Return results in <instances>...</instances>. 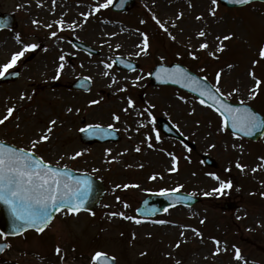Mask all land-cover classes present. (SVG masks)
<instances>
[{"label":"rangeland","instance_id":"rangeland-1","mask_svg":"<svg viewBox=\"0 0 264 264\" xmlns=\"http://www.w3.org/2000/svg\"><path fill=\"white\" fill-rule=\"evenodd\" d=\"M103 2L55 0L53 5V0H0V11L14 14L19 25L13 32H0V66L24 44L39 46L38 57L32 62L17 61L22 67L20 79L0 86V118L8 107L15 109L0 125V140L30 149L31 141L54 119L57 123L51 139L38 144L36 152L53 164L91 173L105 180L109 188L95 215L60 216L44 237L29 234L25 240H16L9 256L24 257L26 252L45 260H25L28 264H81L83 256L88 262L94 251H103L115 257L117 264H264V139L252 143L234 137L222 127L218 116L193 96L175 88H155L148 82L150 71L160 63L182 64L214 85L216 73L222 71L219 86L224 96L233 103L252 105L264 115V58L259 56L264 46V5L229 9L219 3L213 16L211 0H136L133 10L126 14L114 13L111 5L104 12H93ZM82 13L90 15L86 18ZM180 13L183 16L178 19ZM152 16L166 22L175 40ZM197 16L203 18L197 20ZM61 19L65 21L64 31L56 24ZM73 23L78 25L75 31L68 28ZM49 24L51 28L46 27ZM201 29L206 37H198ZM53 31L57 37L50 35ZM142 34H147L150 46L147 54L137 55ZM229 34L232 39L224 41V51L217 53L218 59L212 58L208 53L218 46L215 38ZM72 39L88 43L100 54L82 56L73 50ZM204 40L210 45L208 50L199 49ZM189 52H195L198 59ZM69 55L76 57L72 65ZM116 56L137 63L139 69L130 73L106 69L104 64L112 63ZM253 61L258 63L253 65ZM60 63L64 68L57 78ZM202 68L205 71L201 72ZM250 71L261 81L255 98L250 93L255 86ZM79 76L92 79L91 92L45 88L55 80L66 83ZM138 76L143 79L137 80ZM129 97L135 106L124 112ZM92 100L99 103L92 105ZM149 111L155 118L164 116L172 121L196 149L190 151L163 135L157 140ZM113 113L121 117L119 122L112 119ZM96 124L114 125L122 141L92 146L81 143L80 130ZM149 137L152 147L148 146ZM77 152L82 155L73 159ZM202 155L215 159L217 168L205 166ZM173 157L179 160L174 171ZM237 163L245 166L243 170ZM129 173L134 174L132 181L126 178ZM214 176L231 182V188L214 191L220 186ZM128 180L139 186L125 188ZM177 188L212 199V205L217 200H233L239 206L233 213L207 203L189 209L179 207L153 220L156 223L150 226L108 215L123 212L135 217L143 199ZM161 220L166 223H157ZM214 240L220 241L219 254H214ZM57 246L63 259L55 251ZM73 246L82 256L77 257ZM236 248L242 260L234 258Z\"/></svg>","mask_w":264,"mask_h":264},{"label":"snow or ice","instance_id":"snow-or-ice-1","mask_svg":"<svg viewBox=\"0 0 264 264\" xmlns=\"http://www.w3.org/2000/svg\"><path fill=\"white\" fill-rule=\"evenodd\" d=\"M232 2L238 4H248L251 0H232ZM112 4L113 0H104L103 3L97 4V6L93 9V12H99L101 9H107ZM53 5H55V0H53ZM211 5L210 15L215 16L216 9L219 6V0H211ZM81 15H84L87 18L90 14L82 13ZM182 16L183 13H180L177 18L179 19ZM202 18V16L196 17L197 20H201ZM152 19L157 25H159L160 29L167 32L171 39L175 40V36L169 32L166 22L161 21L156 16H152ZM33 23H38V21H33ZM56 24L60 31L65 30V21L63 19L57 21ZM77 26V24L73 23L68 25V28L75 31ZM175 26V24L172 25V27ZM46 27L51 28L52 25L49 24L46 25ZM50 35L52 37H57V32L53 31ZM197 35L198 37L203 38L206 37L207 33L201 29ZM142 36V43L137 45L140 49V52L136 53L137 55L140 53L147 54L150 46L147 34H142ZM19 39L20 38L17 37V40ZM215 39L219 42L218 46L214 51H209L208 54L212 58L218 59L217 53L224 51L226 47L224 41L232 39V35H224L223 37L217 36ZM38 47L39 46L34 43L24 44L19 51L12 55L11 59L7 63L0 66V77H4L8 74L9 71L15 67L17 61L23 57L27 51L35 50ZM117 47H119V45ZM209 48L210 45L206 40L202 41L199 45L200 50H208ZM188 54L193 59H198L195 52H189ZM259 56L264 58V46H261ZM59 60L63 62L65 57L61 55ZM256 63H258V61H253V65ZM104 67L106 69H111L113 64L105 63ZM229 67H231V65H229ZM63 68L64 64L60 63L57 69V78ZM128 68H133V65L129 63ZM203 71L205 70L202 68L201 72ZM103 74L105 76L109 75L108 71H105ZM149 75H152V73H149ZM155 75L157 79H164L165 82L171 80L173 83L182 84L184 88L190 89L193 93L198 92L199 96L202 97L199 101L200 104L215 108V111L222 117V127L224 129L231 126V128L237 131L250 135L252 130L264 126V121L260 120L257 114L250 108H233L231 105L224 102V93L221 92V88L219 86L222 71H218L216 73L215 85L209 84L206 76L197 77L188 72L185 68L181 67L179 64L171 69L161 67L156 71ZM249 75L252 76L255 81V86L250 89L252 98H255L258 94L261 81L256 79L254 71H250ZM136 79H143V77L138 76ZM112 82H117L114 77L112 78ZM120 90L125 91L126 89L122 88ZM234 91H238V89H234ZM228 95H231V93ZM20 98L23 100L25 97L21 96ZM180 99L183 100L184 97H180ZM209 100L212 101L211 104L207 103ZM97 103H99L97 100L90 101V104L92 105ZM240 103L241 105L244 104L243 101ZM134 106V101L129 97L127 100V107H125L123 111L128 112L129 108H133ZM14 111L15 109L13 107H8L6 115L0 118V125H4L5 122L13 116ZM68 111L72 112L73 110L69 108ZM148 115L152 118V122L154 123L155 117L150 111L148 112ZM112 119L119 122L121 117L116 113H113ZM56 123V120H50L48 126L41 130L36 139L31 141L30 149L16 147L4 141H0V202L7 205L11 210L14 233H20L24 229H32L39 234H43L53 222L55 214L60 213L62 215H76L83 210V205L91 187L90 181L87 178L74 177L66 167L61 168L54 165L45 160L42 156L36 154L37 145L43 142H48L51 139L50 134L53 132V126H55ZM17 127H19V125H17ZM108 127L113 131L116 130L112 124H109ZM81 131L104 133L105 129L101 125L96 124L89 125L87 128H82ZM148 139V146L152 147L150 142L151 138L149 137ZM156 139H160L159 133H157ZM107 151L110 153V150ZM136 151L139 152L140 148L137 147ZM80 155H82V153L77 152L72 158L74 159ZM173 164L175 165V157H173ZM236 166L241 168V170L245 167L239 163H237ZM172 170H175V166ZM253 171H256V169H253ZM214 178L220 181L218 176H214ZM151 179L154 180L156 177L152 176ZM131 186L138 187V185ZM231 186V182L220 181L219 188L214 189V191L223 192L224 190L231 188ZM124 187L127 188L130 187V185H124ZM178 190V188L172 189L171 191L165 189L159 194L170 197ZM127 206L128 205L125 204V207ZM108 215L110 217L119 216L126 220H134L137 224L141 223V220L136 219L135 217L127 216L123 212H111ZM201 222L203 223V221ZM157 223L164 224L166 222L161 220L157 221ZM0 235H4V233H0ZM197 235H200V233L197 232ZM214 243L217 245L216 253L214 254H219L220 241L214 240ZM4 247L6 246H0V251H3ZM177 247H179V245H177ZM55 251L57 255H61L62 253L60 246H57ZM234 258L237 260L243 259L239 248H236ZM61 259H63L62 255ZM110 259L112 264H115V257L109 258L108 254L103 251H96L91 258L92 264H109Z\"/></svg>","mask_w":264,"mask_h":264},{"label":"water","instance_id":"water-1","mask_svg":"<svg viewBox=\"0 0 264 264\" xmlns=\"http://www.w3.org/2000/svg\"><path fill=\"white\" fill-rule=\"evenodd\" d=\"M129 1L131 3H133V0H129ZM219 1L223 5H226L228 7H240V6L246 5V4H238V3L232 2V0H219ZM252 1H263L264 2V0H251V2ZM116 10L121 11L122 9H116ZM12 23H13L12 17L0 14V28L6 27L7 25H11ZM81 46L83 48H87L84 45H81ZM120 65H125V64L121 63ZM175 66L176 65H171V66L167 67V66L160 65V66L156 67V69L153 71L152 75L150 76L151 83L157 84L156 82H158V84L176 86L178 88H181L183 90L191 92L190 89L184 88L182 86V84L173 83V82H171V80H168L167 82H165L164 79H157L156 78L155 73L159 68L166 67V68L171 69V68H174ZM191 93H193V92H191ZM193 94L200 97L198 92L193 93ZM200 98L202 99V97H200ZM207 103L211 104L212 101L209 100ZM232 107L233 108H242V107H246V106L233 105ZM256 114L260 118V120L264 121L263 117H261L258 113H256ZM160 124H161V127L164 131L169 132L168 134L170 136L178 137L181 140H183L179 135L173 133V130L171 128H169L168 130H165V127L168 124H166L165 122H161ZM227 129L233 134L240 135L242 137H246V138L254 140V141H257L264 136V126L258 128V129L252 130L250 135L245 134V133L240 132V131H237V130L231 128V126H229ZM82 139L85 142H93V141L103 142V141H106L108 139H114V132H111V131L109 132L107 130H105L104 133H92L91 131L84 132V133H82ZM203 160L209 165H215L214 161H212L209 158L204 157ZM70 173L74 177L87 178L90 181L91 187H90V190L88 192L87 199L83 205V210L93 212L95 210V208L97 207V205L100 203V201L104 195V191H105L104 185L102 184V182L97 181V180L93 179L92 177L83 176V175L78 176V175H75V173H73V172H70ZM196 202H198V199H196L192 196H187V195H183V194H175L174 193L170 197L165 196V195L153 196V197L148 198L142 204V207L138 211V213L147 214L150 216V215H154L157 213H162L171 206H175V205H179V204L191 206V205L195 204ZM0 229L6 233H9V234H18V233L13 232V216H12L11 210L7 205L3 204L2 202H0ZM25 230H27V229H24L23 231H25Z\"/></svg>","mask_w":264,"mask_h":264}]
</instances>
